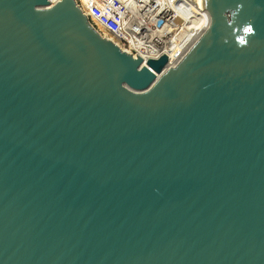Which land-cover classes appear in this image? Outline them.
<instances>
[{
    "label": "water",
    "instance_id": "obj_1",
    "mask_svg": "<svg viewBox=\"0 0 264 264\" xmlns=\"http://www.w3.org/2000/svg\"><path fill=\"white\" fill-rule=\"evenodd\" d=\"M200 7L165 70L0 0V264H264V0Z\"/></svg>",
    "mask_w": 264,
    "mask_h": 264
},
{
    "label": "built area",
    "instance_id": "obj_2",
    "mask_svg": "<svg viewBox=\"0 0 264 264\" xmlns=\"http://www.w3.org/2000/svg\"><path fill=\"white\" fill-rule=\"evenodd\" d=\"M74 2L85 14L93 29L101 34L97 27L98 25L104 27L114 45L133 58L139 57L143 63L157 60L161 56H167L169 62L167 52L171 50L179 54L186 53L210 24L208 14L202 9L206 25L202 26L199 32L190 33L195 22L192 12L193 0H74ZM199 34L201 35L190 44ZM181 37L191 39L181 49L172 48L174 41Z\"/></svg>",
    "mask_w": 264,
    "mask_h": 264
},
{
    "label": "bare ground",
    "instance_id": "obj_3",
    "mask_svg": "<svg viewBox=\"0 0 264 264\" xmlns=\"http://www.w3.org/2000/svg\"><path fill=\"white\" fill-rule=\"evenodd\" d=\"M58 1L59 0H50V3H51V5H53V4L57 3ZM193 1H194V5L192 8V12L194 13L195 22H194V26L190 29V33H192V31H193V34H195V33L199 32V30L202 26L205 27L206 22L204 23V15H203L202 8L200 7V0H193ZM83 5L85 6V4H83ZM204 14L207 17V14L205 12H204ZM97 28L100 29V32L103 34V36L105 35L106 38L107 37H108V39L110 38V34L107 32V30L104 27L98 25ZM200 35L201 34H199L198 36H195L192 39V41L190 42V44H192L196 40V38L199 37ZM189 39H191V37L190 38L185 37L184 39L181 37L179 39H176L173 43L172 48L177 47L178 49H181L183 47V45H185ZM167 54L169 56V62L167 64L165 70H167L168 68H172L178 62V60L185 54V52L179 54V53H175V50H171L170 52H167ZM177 56H178V58H177Z\"/></svg>",
    "mask_w": 264,
    "mask_h": 264
},
{
    "label": "rangeland",
    "instance_id": "obj_4",
    "mask_svg": "<svg viewBox=\"0 0 264 264\" xmlns=\"http://www.w3.org/2000/svg\"><path fill=\"white\" fill-rule=\"evenodd\" d=\"M99 31H100V29H99ZM102 34V33H101ZM103 35V34H102ZM105 36V35H104ZM106 37V36H105ZM108 38V37H107Z\"/></svg>",
    "mask_w": 264,
    "mask_h": 264
}]
</instances>
